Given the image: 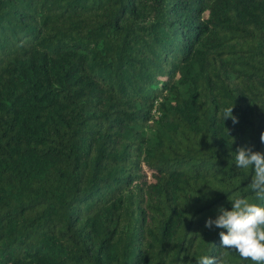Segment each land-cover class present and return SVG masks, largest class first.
I'll use <instances>...</instances> for the list:
<instances>
[{
	"label": "trees",
	"instance_id": "trees-1",
	"mask_svg": "<svg viewBox=\"0 0 264 264\" xmlns=\"http://www.w3.org/2000/svg\"><path fill=\"white\" fill-rule=\"evenodd\" d=\"M261 133L264 0H0V264H252Z\"/></svg>",
	"mask_w": 264,
	"mask_h": 264
},
{
	"label": "clouds",
	"instance_id": "clouds-1",
	"mask_svg": "<svg viewBox=\"0 0 264 264\" xmlns=\"http://www.w3.org/2000/svg\"><path fill=\"white\" fill-rule=\"evenodd\" d=\"M233 108H224L221 112L225 121L231 118L236 124L238 117L233 115ZM260 141L264 143V133L260 134ZM234 159L238 168L252 169L248 188L256 200L264 201V153L242 146L236 150ZM229 200L231 210L221 207L215 220L209 218L205 227L211 229L215 225L222 229L219 232L222 249L233 250L242 260H251L252 264H264V206L240 196ZM227 255L224 251L217 257L202 256L197 264H228Z\"/></svg>",
	"mask_w": 264,
	"mask_h": 264
}]
</instances>
